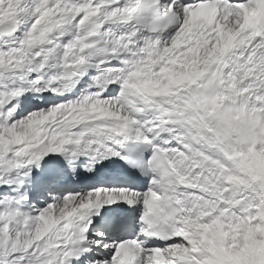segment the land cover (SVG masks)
I'll return each mask as SVG.
<instances>
[{"label": "snow or ice", "instance_id": "6c2138e0", "mask_svg": "<svg viewBox=\"0 0 264 264\" xmlns=\"http://www.w3.org/2000/svg\"><path fill=\"white\" fill-rule=\"evenodd\" d=\"M0 264H264V0H0Z\"/></svg>", "mask_w": 264, "mask_h": 264}]
</instances>
